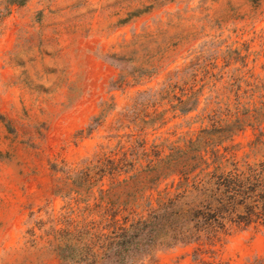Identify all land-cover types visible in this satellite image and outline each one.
<instances>
[{"label": "rangeland", "instance_id": "rangeland-1", "mask_svg": "<svg viewBox=\"0 0 264 264\" xmlns=\"http://www.w3.org/2000/svg\"><path fill=\"white\" fill-rule=\"evenodd\" d=\"M18 1L0 0V264H62L57 230L175 194L177 175H135L142 142L170 163L207 128L264 160V0ZM227 226L141 264H264V225Z\"/></svg>", "mask_w": 264, "mask_h": 264}, {"label": "trees", "instance_id": "trees-1", "mask_svg": "<svg viewBox=\"0 0 264 264\" xmlns=\"http://www.w3.org/2000/svg\"><path fill=\"white\" fill-rule=\"evenodd\" d=\"M212 132L205 128L195 140H188L185 149L178 148L183 156L170 163V154L147 157L143 142L139 144L140 148L133 152L135 175L155 182L166 175H177L175 194L159 201L146 215L106 233L92 232L88 227L57 230L55 248L60 262L141 264L175 245L201 239L212 241L218 237L219 229L232 227L228 223L240 228L264 225V160L240 164L219 154L209 141L215 134H222ZM100 160L103 159L95 155L87 162Z\"/></svg>", "mask_w": 264, "mask_h": 264}]
</instances>
